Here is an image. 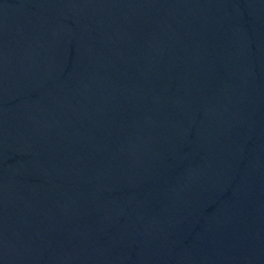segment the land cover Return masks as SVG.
Returning a JSON list of instances; mask_svg holds the SVG:
<instances>
[{"label": "water", "instance_id": "water-1", "mask_svg": "<svg viewBox=\"0 0 264 264\" xmlns=\"http://www.w3.org/2000/svg\"><path fill=\"white\" fill-rule=\"evenodd\" d=\"M0 264H264V0H0Z\"/></svg>", "mask_w": 264, "mask_h": 264}]
</instances>
